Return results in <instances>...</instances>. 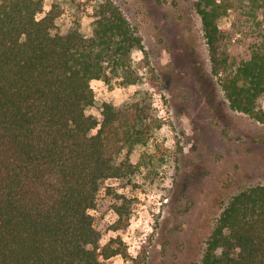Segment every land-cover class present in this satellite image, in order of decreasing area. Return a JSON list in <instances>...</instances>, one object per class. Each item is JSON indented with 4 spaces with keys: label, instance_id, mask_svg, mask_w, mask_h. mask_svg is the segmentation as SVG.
Returning a JSON list of instances; mask_svg holds the SVG:
<instances>
[{
    "label": "trees",
    "instance_id": "trees-1",
    "mask_svg": "<svg viewBox=\"0 0 264 264\" xmlns=\"http://www.w3.org/2000/svg\"><path fill=\"white\" fill-rule=\"evenodd\" d=\"M88 1L90 34L78 16L61 26L59 1L46 10L45 0H0V264H104L125 253L118 238L102 243L92 211L108 179L129 185L143 165L163 159L137 154L165 122L150 89L121 105L103 102L101 118L89 112L98 103L93 79L142 81L134 53L145 44L115 0ZM195 7L230 105L264 123V0H195ZM231 9L245 12L255 34L249 55L228 71L220 20ZM114 209L112 227H128L125 201ZM201 264H264V184L233 196Z\"/></svg>",
    "mask_w": 264,
    "mask_h": 264
},
{
    "label": "rangeland",
    "instance_id": "rangeland-1",
    "mask_svg": "<svg viewBox=\"0 0 264 264\" xmlns=\"http://www.w3.org/2000/svg\"><path fill=\"white\" fill-rule=\"evenodd\" d=\"M54 1L66 9L59 18L63 28L78 16L83 32L91 33L88 0H45V9ZM115 1L143 37L145 51L134 53L143 79L131 85L93 79L98 103L89 112L101 118L103 102L121 105L137 90L150 89L165 122L149 145L137 148L138 155L157 152L163 159L143 165L129 185L108 179L102 203L92 211L104 230L102 243L118 238L115 244L125 251L104 264H201L207 240L233 196L264 184V123L230 105L195 0ZM220 25L223 67L231 71L249 55L255 29L238 9L224 15ZM259 108L264 110V94ZM117 193L127 199L118 200ZM118 201H125L131 219L128 227L114 229Z\"/></svg>",
    "mask_w": 264,
    "mask_h": 264
}]
</instances>
